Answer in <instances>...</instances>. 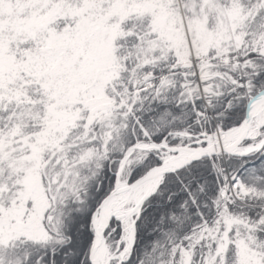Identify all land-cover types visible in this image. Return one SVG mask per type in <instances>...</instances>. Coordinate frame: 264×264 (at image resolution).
I'll use <instances>...</instances> for the list:
<instances>
[{
	"label": "snow or ice",
	"instance_id": "1",
	"mask_svg": "<svg viewBox=\"0 0 264 264\" xmlns=\"http://www.w3.org/2000/svg\"><path fill=\"white\" fill-rule=\"evenodd\" d=\"M0 264H264V0H0Z\"/></svg>",
	"mask_w": 264,
	"mask_h": 264
}]
</instances>
